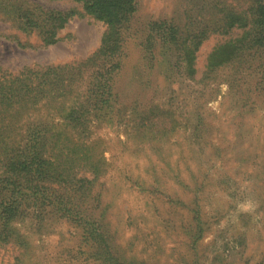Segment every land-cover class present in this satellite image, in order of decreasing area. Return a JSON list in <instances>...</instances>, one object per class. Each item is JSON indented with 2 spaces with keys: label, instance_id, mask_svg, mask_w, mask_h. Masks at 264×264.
<instances>
[{
  "label": "rangeland",
  "instance_id": "1",
  "mask_svg": "<svg viewBox=\"0 0 264 264\" xmlns=\"http://www.w3.org/2000/svg\"><path fill=\"white\" fill-rule=\"evenodd\" d=\"M135 2L115 48L103 46L107 27L82 4L10 0L74 13L51 46L38 29L23 31L22 21L0 12V179L11 176L21 194L14 195L20 203L7 224L10 237L0 243V264L263 259L261 74L245 70L242 57L209 66L214 50L244 30L208 32L192 75L182 64V47L160 41L167 25L183 35L201 29L207 12L215 22L219 6L242 14L247 0ZM38 160L47 177L37 185L30 167ZM7 198V190L0 192V202ZM59 199L73 218L100 216L103 243L87 238L83 219L56 213Z\"/></svg>",
  "mask_w": 264,
  "mask_h": 264
},
{
  "label": "trees",
  "instance_id": "2",
  "mask_svg": "<svg viewBox=\"0 0 264 264\" xmlns=\"http://www.w3.org/2000/svg\"><path fill=\"white\" fill-rule=\"evenodd\" d=\"M77 4H82V8L85 14L92 16L96 20L102 21L107 30L105 31L103 42L105 45L115 48L120 43V30L126 25L132 15L137 10V4L135 0H67ZM247 8L244 12L238 13L232 8L231 5L219 6L216 12V21L209 20L210 14L207 12V23H204L201 29L194 28L192 30H184L183 35L180 34L179 28L175 25H167L162 29L161 42L163 44H174L177 48H185L181 51V60L185 65V70L188 75L195 73L193 68L194 61L196 59V51L203 41L207 38L208 32L212 34H218L220 36H231L234 29H243V36L235 39H227L222 45L217 47L211 54L209 60L210 67H219L222 65H230L237 57H242L248 67L245 70L252 72H258L261 74L260 83L264 89V0H247ZM39 9V13H37ZM0 12L9 14L15 22L22 21L24 27L21 29L25 31L26 27H34L39 34L43 37V43L46 46L55 45L59 42L58 32L64 27L68 20L74 15L73 12H61L52 10H41L37 3L33 4H11L10 0H0ZM154 26V25H153ZM160 34V33H159ZM157 35V34H155ZM147 47L150 51H153V38H146ZM179 45V47H178ZM104 48V47H103ZM148 49V50H149ZM243 51V52H241ZM241 52V53H240ZM116 67V66H113ZM109 89L103 91L106 92ZM110 92H107L108 98L104 100V104L109 101ZM36 138H33L35 141ZM34 148V145L31 147ZM36 159L39 156L37 151L35 152ZM38 164L35 168L30 167V170L34 171L33 176L37 173V185L47 177L45 170V162L38 160ZM12 177L7 175L6 178L0 179V192L7 190L10 198L2 200L0 205H3L2 220L3 227L0 233V243L5 242L11 235L10 231H7V224L14 217L17 207L20 203L18 198H15V192L17 187L16 183L11 182ZM15 185V186H14ZM12 188V189H11ZM39 189L37 186V193ZM18 197L21 196L20 192L17 193ZM7 196V194L5 195ZM6 198V197H4ZM3 198V199H4ZM48 199L50 203L51 197H44ZM15 199V200H13ZM40 197L37 196V200ZM62 208L54 209L63 217L73 218L70 216L72 209L68 206L64 200L59 199ZM73 220L81 221L83 219L85 235L93 245L95 242H102V231L100 226V216L96 219L79 214H75ZM95 241V242H94ZM102 249L98 250L100 253ZM112 260V259H111ZM258 264H264V257Z\"/></svg>",
  "mask_w": 264,
  "mask_h": 264
}]
</instances>
